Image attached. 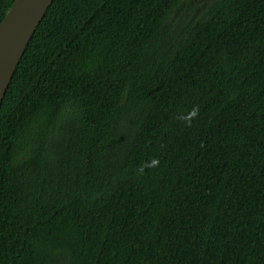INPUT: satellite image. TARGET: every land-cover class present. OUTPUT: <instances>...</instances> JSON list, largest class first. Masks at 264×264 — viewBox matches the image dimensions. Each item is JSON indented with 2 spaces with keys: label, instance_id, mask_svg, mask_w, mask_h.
<instances>
[{
  "label": "trees",
  "instance_id": "obj_1",
  "mask_svg": "<svg viewBox=\"0 0 264 264\" xmlns=\"http://www.w3.org/2000/svg\"><path fill=\"white\" fill-rule=\"evenodd\" d=\"M0 264H264V0H53L0 104Z\"/></svg>",
  "mask_w": 264,
  "mask_h": 264
},
{
  "label": "water",
  "instance_id": "obj_2",
  "mask_svg": "<svg viewBox=\"0 0 264 264\" xmlns=\"http://www.w3.org/2000/svg\"><path fill=\"white\" fill-rule=\"evenodd\" d=\"M53 0H15L0 23V104L15 68Z\"/></svg>",
  "mask_w": 264,
  "mask_h": 264
}]
</instances>
